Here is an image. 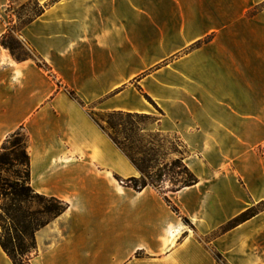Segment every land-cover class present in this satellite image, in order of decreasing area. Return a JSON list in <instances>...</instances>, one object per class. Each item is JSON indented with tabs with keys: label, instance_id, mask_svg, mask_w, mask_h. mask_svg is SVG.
Masks as SVG:
<instances>
[{
	"label": "crops",
	"instance_id": "obj_1",
	"mask_svg": "<svg viewBox=\"0 0 264 264\" xmlns=\"http://www.w3.org/2000/svg\"><path fill=\"white\" fill-rule=\"evenodd\" d=\"M37 1L50 3L17 35L49 70L0 45V148L23 127L30 187L67 204L30 264H264V11L245 17L264 0ZM91 110L159 112L198 180L167 193L180 215L122 182L140 172ZM0 264H13L1 246Z\"/></svg>",
	"mask_w": 264,
	"mask_h": 264
},
{
	"label": "trees",
	"instance_id": "obj_2",
	"mask_svg": "<svg viewBox=\"0 0 264 264\" xmlns=\"http://www.w3.org/2000/svg\"><path fill=\"white\" fill-rule=\"evenodd\" d=\"M37 5V10L34 16L27 22L24 23L26 25L33 18L40 15L46 8V6L50 3H42L40 4L37 0H34ZM12 0L9 3L8 9L12 7ZM23 25V26H24ZM15 31L14 27L8 23L6 32L0 37V45L7 49L11 56L16 60H23L25 58H29L31 56L21 58L18 51L23 49V44L15 39ZM10 41H14L15 44H12ZM200 45V42H197L195 46ZM33 58V57H31ZM35 59V58H34ZM36 64L45 69L49 70L48 65L38 56V59H35ZM68 94L71 98L78 100L75 93L71 90H68ZM145 98L149 100L148 95L143 93ZM95 123L99 126V128L108 136V138L112 141V143L128 158L131 164L140 172L139 177H130L122 180V182L137 191L142 190L147 186H151L156 189L165 199L166 203L170 206V208L178 215H180L179 209L171 202L167 193L176 192L183 187L191 186L197 183V177L193 174V172L187 167L184 163V156L182 158V167L183 170L181 173L186 175L183 180L179 181L178 176H180L179 172H174L172 176L173 180L171 181L173 187L167 191L160 190V187L156 184L157 181H163L162 176L163 173L159 172L156 174V179L153 180L151 174V169L153 168L151 162L153 159L150 157V154H147L143 157L139 156L138 152L133 150V147L130 145H125L118 139V133L115 130L118 127H121V134L125 132L127 126L132 124V119L135 117H140L143 115L148 118L150 115L147 114H137V113H127L122 111H113L109 112L110 116L116 118L114 121H111L109 126H104L100 123V121L95 118L94 113H89ZM126 118L124 120L123 118ZM25 138V141L23 139ZM7 143H10V147H7ZM185 146V145H184ZM16 148H22L21 154L25 159L26 167H27V188L30 193L34 195L35 198L38 199L40 208L36 211H29L27 208L22 207L19 203H16L13 199V204L5 207L3 210L7 217L11 220L10 229H7L3 222V215L0 208V246L2 250L7 254V256L11 259L13 264H30L31 257L36 253L37 246L35 240V233L37 230L48 224L52 219L56 218L60 214H62L66 208L67 204L60 199L52 196H46L39 193H36L29 185V155L27 153V135L23 129L20 127L18 130L13 132L11 135L7 137L5 142L2 144L0 148V169L7 165L10 162L11 154H14V150ZM186 148V147H185ZM187 150V148H186ZM186 155V154H185ZM176 182H180L179 185ZM15 194L20 195L19 192ZM26 198H23V200ZM257 212L255 207L248 208L232 220H230L227 225L223 229H229L237 224L248 220L253 217ZM184 222L189 223L186 217L182 216ZM215 258L217 261L224 264L223 259L220 254L215 253Z\"/></svg>",
	"mask_w": 264,
	"mask_h": 264
},
{
	"label": "rangeland",
	"instance_id": "obj_3",
	"mask_svg": "<svg viewBox=\"0 0 264 264\" xmlns=\"http://www.w3.org/2000/svg\"><path fill=\"white\" fill-rule=\"evenodd\" d=\"M42 4V3H40ZM37 5L34 0H26L20 4H12L10 9H7L5 13V19L7 24L10 23L14 27L15 39L23 44V49L18 53L21 58L31 56L38 59L37 54L30 48V46L17 35L25 22L29 21L35 14ZM264 11V1L258 4L251 5L245 11V17L252 18ZM211 37L204 39L201 42L210 40ZM15 44L14 41H10ZM200 42V44H201ZM95 118L104 126H109L111 121L116 118L110 116L108 113H99L92 111ZM156 116H150L148 118L140 115V117L133 118L132 124L127 126V129L121 134V127L115 130L118 133V139L125 145L133 147L135 152L139 153L140 157L150 154L153 161L151 162L153 168L151 169L152 179H156V174L163 173L162 180L157 181L156 184L160 187V190L167 191L173 187L170 180H173L172 176L174 172H179L178 180L181 181L186 177L182 167V158L187 153L184 143L180 137L176 134L161 133L156 130L155 122L159 117V112L156 111ZM126 120V118H123ZM25 141V138L23 139ZM7 147H10V143H7ZM22 149V148H21ZM21 149L16 148L14 154L10 156V162L0 169V208L3 210L5 207L15 202L19 203L24 208L33 212L38 210L41 206L37 198L28 191L27 188V167L25 159L21 154ZM258 153L264 152V145L258 148ZM177 185L180 182H176ZM19 192L20 195L15 194ZM23 198H26L23 200ZM3 215V222L7 229H10L11 220L7 217L4 210L1 211ZM183 220V219H182ZM184 222V221H183ZM185 225L192 230L190 223L184 222Z\"/></svg>",
	"mask_w": 264,
	"mask_h": 264
}]
</instances>
